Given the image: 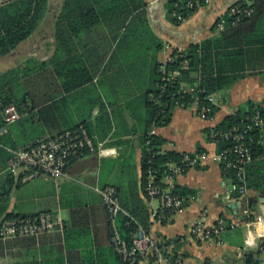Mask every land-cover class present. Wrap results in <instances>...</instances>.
Wrapping results in <instances>:
<instances>
[{"label": "crops", "instance_id": "0c3cea01", "mask_svg": "<svg viewBox=\"0 0 264 264\" xmlns=\"http://www.w3.org/2000/svg\"><path fill=\"white\" fill-rule=\"evenodd\" d=\"M168 1L143 0L132 15L115 16L74 36L67 28L57 31L64 0H47L45 14L31 37L0 58V75L17 70L13 91L21 92L25 99L20 106L21 119L0 127V190L9 174L6 168L11 150L80 124H85L95 141L103 145L101 155H86L56 180L37 178L11 190L1 221L6 214L30 217L49 213L70 227L68 233L56 229L38 237L0 238V264L35 258L66 260L69 251L86 255L108 247L105 203L97 191L107 186L117 189L124 213L129 215L136 198H140L151 216L143 183L147 134L163 140L161 153L202 151L209 158L202 166L177 176L178 190L188 192L186 210L170 215L164 224H154L150 217L146 229L134 218L140 229L157 241L181 238L180 264H245L251 251L258 260H264V222L253 227L256 248L247 247L246 228L228 229L221 235L220 244L195 241L190 234L192 223L203 210L211 224L220 220L242 222L246 212L253 222L264 219V191L249 188L245 196H239L233 181L214 159L219 146L208 133L228 116L246 111L249 103L264 107V67L212 94L215 105L211 119L198 115L194 105L175 104L169 123L151 125L147 110L148 95L157 87V65L169 62L175 50L184 51L212 37L218 20L233 4L250 2L215 0L179 22L168 14ZM133 3L139 4L137 0ZM172 18L180 24L172 23ZM57 33L62 34L60 38ZM192 77L197 78V74ZM198 86L188 80L182 82L185 90ZM75 212L77 222L73 223Z\"/></svg>", "mask_w": 264, "mask_h": 264}, {"label": "trees", "instance_id": "16d2710c", "mask_svg": "<svg viewBox=\"0 0 264 264\" xmlns=\"http://www.w3.org/2000/svg\"><path fill=\"white\" fill-rule=\"evenodd\" d=\"M47 0H14L7 6L0 8V58L7 56L15 50L22 42L26 41L33 34L39 20L44 16L47 9ZM134 0H64L62 9L57 21V31H63L67 28L74 36L82 32H88L95 29L103 22L112 20L115 16L127 17L132 15L141 8L143 0H137L139 4L133 3ZM136 1V0H135ZM188 0H169L168 14H172L177 2L185 3ZM197 1V0H194ZM237 2L243 8L250 7L253 14L250 17L243 18L239 22L234 23L235 18L227 11L221 17L214 28V35L200 43L190 45L184 51L175 50L172 54V61L167 62L168 71H181V76L174 85H166V91L161 93V78L164 74L161 72V65H157L156 77L157 87L149 93L147 98V110L150 115L149 124L165 125L170 121V112L172 106L191 104L193 100L183 94L182 82L188 80L192 85L196 83L200 100L205 102L207 96H211L221 90L232 87L240 79H244L251 74L252 70L264 67V0H249ZM205 6V4L203 5ZM195 10L187 11L185 16L192 15ZM222 18L226 21L223 28L219 25ZM172 23L179 25L172 18ZM66 26V27H65ZM60 38L61 33H57ZM197 74V78L192 75ZM18 82V71L11 70L0 75V100L3 105L15 104L19 110L21 105L25 103L21 92L16 89ZM152 97L155 98L152 101ZM184 97V98H183ZM178 102V103H177ZM206 103V102H205ZM256 106L264 107L260 104L249 103L246 111H240L236 115L228 116L216 128L229 129L232 126L240 125L245 118L251 114ZM2 109L0 108V127L4 126ZM84 125L88 131L89 128ZM80 125H78L77 129ZM71 129V130H74ZM68 131V130H67ZM211 131V130H210ZM209 131V132H210ZM208 132V133H209ZM92 135V133L90 132ZM254 138L252 142V150L254 153V161L247 168V185L249 188L257 191H264V148L262 147V138L260 131L251 134ZM147 141L150 145L147 146ZM97 143V142H96ZM163 140L159 137L147 134L144 139V187L145 173L148 169L147 161L154 156L155 166L159 168L161 173H165L164 165L169 161L180 162L182 154L170 152L161 153L160 147ZM219 146V145H218ZM231 146L230 143H222L219 151L225 147ZM11 158V157H10ZM8 165V163H7ZM227 178L233 181L234 185H238L236 172L231 169L224 173ZM23 183L12 176L6 177L1 184L0 190V218L6 213V201L11 190L16 186L20 187ZM183 196L188 194L187 191L178 190ZM146 197V195H145ZM135 201V200H134ZM124 205V204H123ZM129 209L130 207L123 206ZM108 226L110 229V245L108 247H100L96 251H88L83 254L81 251H69L66 260L56 261H40L32 259L20 261L10 264H129L117 250L113 243L112 222L105 205ZM129 215L123 211L117 217L116 226L122 241H125L129 247L133 246L134 235L141 231L139 224L135 220H139L141 225L146 229L149 227L150 214L147 211L142 199L136 198V206L129 209ZM77 213L72 214L71 222L76 223ZM32 217V216H30ZM27 216H19L6 214L5 219H26ZM135 218V220H134ZM137 218V219H136ZM253 219V218H251ZM83 220V216H79V223ZM1 221V220H0ZM1 223V222H0ZM70 226L63 225L62 230L68 233ZM160 247L164 250V255L172 260L171 264H180V249L182 246L181 238L175 240L159 241ZM0 249L3 248L0 243ZM264 243L261 245V250ZM255 252L251 251L246 256L245 264H262V260L255 257ZM154 258L150 256V262L153 263Z\"/></svg>", "mask_w": 264, "mask_h": 264}, {"label": "built area", "instance_id": "2783aa9c", "mask_svg": "<svg viewBox=\"0 0 264 264\" xmlns=\"http://www.w3.org/2000/svg\"><path fill=\"white\" fill-rule=\"evenodd\" d=\"M14 0H0V8L9 5ZM215 0H188L185 3L177 2L172 16L179 22L186 20V12L199 10L203 5H209ZM235 18L234 23L243 18L250 17L253 10L250 7L243 8L237 3L228 10ZM223 17V16H222ZM226 21L222 18L220 27L223 28ZM173 59L171 58L170 61ZM164 76L161 78V93L166 91V85H174L181 76V71H168L167 63L161 66ZM200 91L194 89L183 90L185 96L190 97L197 109V114L206 119H211L214 114V97L207 96L205 102L200 100ZM184 98V97H183ZM155 100L154 97L151 99ZM178 103V102H177ZM5 125H11L21 119V112L15 104L3 105L0 100ZM260 131L264 137V112L262 107L256 106L240 125L232 126L229 129L214 128L209 132L212 141L219 145L230 143L231 146L223 148L214 155V159L221 164L223 173L233 169L236 172L238 185L236 186L239 196H245L248 192L247 168L254 161L252 142L254 138L251 134ZM151 135V134H150ZM150 141H147V146ZM103 145L96 143L84 125L77 129L65 131L53 137H44L39 142L27 147L11 150L12 156L8 161L6 172L19 179L22 183H27L33 179L45 178L56 180L63 176L67 169L76 161L81 160L88 154H102ZM154 156L148 159V169L145 173V195L151 210V222L154 224H164L170 215L182 213L187 208V199L178 191L177 176L190 169H195L203 165L209 158L205 152L182 154L180 162L169 161L165 167V173L155 166ZM104 199L108 209L113 229V243L129 264H171L172 260L164 255V250L160 247V242L155 240L145 231L141 230L134 235L133 246L129 247L125 241L120 239L116 220L122 211L120 196L113 186H107L97 190ZM264 200V197H263ZM250 213L246 212V217L242 222H228L220 220L216 224L209 223L206 210H203L199 217L192 223L190 234L195 241L221 243V235L228 229L246 228L248 248H256V236L253 227L263 223L264 219L253 222ZM63 224L49 213H42L26 219H5L0 223V238L18 237H38L44 233L62 229ZM153 256V263L150 256ZM180 261V259H179Z\"/></svg>", "mask_w": 264, "mask_h": 264}, {"label": "water", "instance_id": "95a60500", "mask_svg": "<svg viewBox=\"0 0 264 264\" xmlns=\"http://www.w3.org/2000/svg\"><path fill=\"white\" fill-rule=\"evenodd\" d=\"M240 204H238L237 206H239Z\"/></svg>", "mask_w": 264, "mask_h": 264}, {"label": "rangeland", "instance_id": "374dc122", "mask_svg": "<svg viewBox=\"0 0 264 264\" xmlns=\"http://www.w3.org/2000/svg\"><path fill=\"white\" fill-rule=\"evenodd\" d=\"M264 261V260H263Z\"/></svg>", "mask_w": 264, "mask_h": 264}]
</instances>
